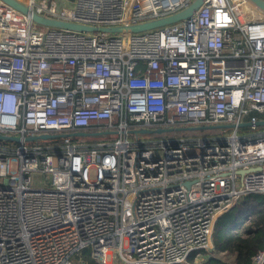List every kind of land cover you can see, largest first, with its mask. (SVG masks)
<instances>
[{"label":"built area","instance_id":"obj_1","mask_svg":"<svg viewBox=\"0 0 264 264\" xmlns=\"http://www.w3.org/2000/svg\"><path fill=\"white\" fill-rule=\"evenodd\" d=\"M16 1L102 28L195 0ZM36 25L0 0V133L21 140H0V264H84L86 251L100 264L232 254L215 252L216 223L243 196L264 195V11L204 0L188 19L140 33ZM217 124L230 127L167 134ZM89 128L115 136L76 140ZM142 128L168 131L133 133ZM43 133L55 137L25 140ZM251 264H264V247Z\"/></svg>","mask_w":264,"mask_h":264},{"label":"trees","instance_id":"obj_2","mask_svg":"<svg viewBox=\"0 0 264 264\" xmlns=\"http://www.w3.org/2000/svg\"><path fill=\"white\" fill-rule=\"evenodd\" d=\"M89 129L97 133L99 132L98 128ZM218 131L219 129L199 128V130H194L180 128L174 131V133L167 134L199 136L214 134L211 132L218 133ZM153 134L154 136H159V134ZM99 135L101 134H96V136ZM95 139L87 141H104L98 140V138ZM214 229L215 252L221 253L227 251L236 257L232 262L210 258L204 264H251L252 257L259 249L264 247V195L257 193L243 196L235 208L220 218ZM194 255L196 254L190 257V262L193 261ZM83 260L85 261L84 264H100L92 258L91 251L85 252Z\"/></svg>","mask_w":264,"mask_h":264},{"label":"water","instance_id":"obj_3","mask_svg":"<svg viewBox=\"0 0 264 264\" xmlns=\"http://www.w3.org/2000/svg\"><path fill=\"white\" fill-rule=\"evenodd\" d=\"M5 2L7 5L9 4L13 8L27 14L30 13L32 15V19L34 22H36L38 25L42 27L50 26V27H57L61 29H68V30H74L78 32H83V31H105V32H114V33H121V32H132V33H140V32H145L153 29H157L158 27L169 25V24H174L177 23V21L188 19L192 15L196 13V10L202 5L204 0H195L192 5H190L188 8L185 10L178 12L175 15L163 17V18H158V20H153V21H146L142 22L140 24H135V25H130V26H118V27H102V28H97L89 25H80L76 24L73 22L69 21H61L57 20L54 18H49V17H44L36 12L32 11L31 8L24 6L23 4L19 3L16 0H2ZM250 2H253L255 5H257L261 10L264 11V0H249ZM260 125H264V121H259ZM249 123L243 122L240 124L242 127L249 126ZM223 127H230L229 125H205V126H199V127H189L188 129H194V130H199V128L203 129H218V128H223ZM168 129H157V130H151L147 128H142L140 130H133V133H148V134H161L162 132H166ZM74 136L76 137H86L87 133H84L82 131L73 133ZM62 136V135H59ZM55 137L53 134H48V133H43V134H38V135H33L30 137L25 138L27 141H35L39 139L43 140H49V138ZM15 140L17 142H20V138L18 136H6L0 133V140ZM258 168V167H257ZM241 173H245L244 170L240 171Z\"/></svg>","mask_w":264,"mask_h":264},{"label":"rangeland","instance_id":"obj_4","mask_svg":"<svg viewBox=\"0 0 264 264\" xmlns=\"http://www.w3.org/2000/svg\"><path fill=\"white\" fill-rule=\"evenodd\" d=\"M37 27V29H45V27H41L40 25H36ZM230 129H229V131H227L226 133H230ZM219 132V131H218ZM211 133H214V134H210V135H217L218 133L216 132H211ZM209 135V134H208ZM114 136L115 135H109V137H107V136H105L104 137V135L102 136V135H99V136H93V137H91V136H86V137H75V138H77L76 140H79V141H84V142H86L87 140H96L95 138H98V140H105V138H109V139H113L114 138ZM161 136H164V135H161ZM160 136V137H161ZM88 142H91V141H88ZM233 257H235V255L234 254H229L228 256H226V255H224V256H221V258L223 259V260H226V261H231V259L233 258ZM214 258V257H213ZM220 258V259H221Z\"/></svg>","mask_w":264,"mask_h":264},{"label":"flooded vegetation","instance_id":"obj_5","mask_svg":"<svg viewBox=\"0 0 264 264\" xmlns=\"http://www.w3.org/2000/svg\"><path fill=\"white\" fill-rule=\"evenodd\" d=\"M82 132L87 133V136H96V134H99L97 132L91 131L90 129H86V131Z\"/></svg>","mask_w":264,"mask_h":264},{"label":"bare ground","instance_id":"obj_6","mask_svg":"<svg viewBox=\"0 0 264 264\" xmlns=\"http://www.w3.org/2000/svg\"><path fill=\"white\" fill-rule=\"evenodd\" d=\"M224 261V260H223Z\"/></svg>","mask_w":264,"mask_h":264}]
</instances>
